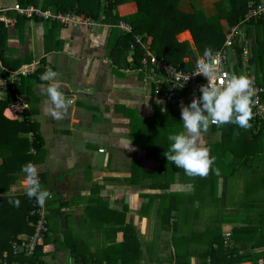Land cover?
I'll use <instances>...</instances> for the list:
<instances>
[{"label": "crops", "instance_id": "1", "mask_svg": "<svg viewBox=\"0 0 264 264\" xmlns=\"http://www.w3.org/2000/svg\"><path fill=\"white\" fill-rule=\"evenodd\" d=\"M215 1L212 6L192 7L191 4L190 11L198 7L207 16L214 15L218 11ZM180 3L182 8L184 0ZM136 10L132 2L118 5L116 23L129 22L125 18ZM247 13L235 24L241 27L237 40L243 43V66L234 67L238 63L233 61V52H230L227 65L234 74H250L264 86V67L253 63L252 53L253 49L259 50L264 56L260 49L264 41L259 42V34L264 33V19L249 32L244 25L253 18H261L264 13L245 18ZM8 15L15 19V24L0 25L5 30L4 43L0 45L3 69L10 72L41 62L47 64V68L57 73L56 79L65 97L73 101L63 118L58 119L52 115L54 106L47 94L50 81H41L34 73L9 81L21 92L15 89L20 96L16 100L25 102L31 123L42 141L36 166L42 186L51 194V199L46 201L49 232L48 242L43 244V251H47L44 260L54 264H76L78 259L71 253L75 248L85 260L92 257L96 262L113 261L111 264H176L186 257H189L187 264H199L198 245L208 240L206 232L213 229L215 220L205 216L208 225L199 224L202 228L193 232L189 239H185L181 231L182 223L190 228L196 214L211 210L216 201H220L222 177L214 180L212 174L211 180H203L210 176V171L206 176L187 175L164 155L170 150L166 137L156 134L152 139L149 136L156 113L159 114L158 122L170 117L183 125L182 105L171 106L153 94L151 83L143 85L145 74L137 67L133 52L124 47L125 36L113 26L115 22L102 20L101 16L96 25H63L39 17L27 18L14 11ZM221 24L226 33L230 27L226 19H221ZM184 33L190 38L182 39L186 36ZM177 38L189 42V52L197 60L201 57L190 30L179 33ZM187 54L184 60L194 67ZM42 64L38 75L45 70ZM6 94L0 97L4 99ZM18 103L5 108L4 116L20 119ZM217 126L213 124L203 132L199 142L207 147L210 143L221 142V130ZM24 134L32 144L29 135L34 133ZM32 148L33 145L30 152ZM227 155L231 158V154ZM248 176L249 170L241 168L228 179L222 210L232 208V202L226 200L229 192L234 193L235 199L244 197ZM22 179L20 176L10 185L9 191L13 185L19 186ZM243 206L240 213L246 215L247 209ZM168 213L171 225L167 224ZM175 231L180 237L178 250L172 239ZM136 232L140 233L143 243L140 253L134 247ZM29 236L20 233L11 245Z\"/></svg>", "mask_w": 264, "mask_h": 264}, {"label": "trees", "instance_id": "2", "mask_svg": "<svg viewBox=\"0 0 264 264\" xmlns=\"http://www.w3.org/2000/svg\"><path fill=\"white\" fill-rule=\"evenodd\" d=\"M16 1L24 6L50 8L56 12H75L79 15H86L84 17L89 16L95 21L100 20V17L103 16L102 20L113 23H116L119 19L115 13L118 5L129 2L135 3L137 10L125 18L133 26V33L142 35L156 56L188 69L193 68V64L190 61H185L184 57L191 50V47L188 41L178 40L177 35L179 33L190 30L200 55L204 56L205 49H210L211 54H213L223 46L224 42L225 31L221 24V19H226L229 26L235 25L248 12L251 2L255 6L263 3L262 1L264 0H216L215 5L218 11L211 16H207L203 9L198 7H194L190 12L182 10L180 8V0ZM263 19L264 16L253 18L249 23L246 22L244 24L246 30L249 32L252 26L260 24ZM133 33L123 35L126 40L124 47L128 48L129 43L134 41ZM4 36L5 30L0 27V45L4 43ZM263 41L264 33L259 34V42L263 43ZM242 48L243 43L241 45L238 40H236L233 47L228 48V54L230 55V52H233V61L238 63L234 66L235 68L243 66L241 61ZM260 49L262 54H264V47ZM252 53L253 63L256 65L260 64V67L263 68L264 56L260 54L259 50L253 49ZM133 54L137 67H140L139 61L143 51L139 45H137ZM41 64H36L35 71L32 72L34 75L37 74L38 79L48 69L47 64H42L45 70L38 75ZM4 74L6 75L7 73ZM14 86L15 84L8 81L6 97L4 99L0 97V264H2L3 259H7L9 263L14 264H22L24 262L29 264H54L43 258L47 254V251H43V244L48 242L47 235L49 230L39 239L36 249L29 257L24 256V253L20 252V250L14 252L11 245L12 241L17 239L18 234L25 233L30 235L33 232V223H35L38 216L29 215V212L35 208V198L29 199L26 195H20L18 196L20 200L19 207L10 204L9 187L16 183L20 176H23L21 172L22 165L29 161L36 165L37 158H39L42 150L41 138L36 133L35 126L31 123L27 111L28 108L23 100L20 101V105L23 106L22 109L16 106L21 115L20 119L11 120L4 116L5 108L11 104L18 103L16 98H20L18 92H15L17 88ZM261 99L264 102V98L261 97ZM170 105L177 108V104ZM158 115L156 113V121L151 123L149 136L152 139L157 136L156 134L165 136L167 144L170 146L168 135L182 131V125L178 120L170 119V117H168L167 121L164 118V120L158 122ZM217 127L221 130V142L208 144L210 154L216 157L214 163L216 165L212 166L210 176L203 180H211L212 174L215 175L213 177L214 180L219 176L222 177V195L218 204L220 213L215 219L213 229H208L206 232L207 236H209L208 240L202 242L199 247L198 254L201 259L199 264H260V262L264 264V123H261L258 128H256L257 125L255 127L251 125L250 128H241L233 123H226ZM234 130H237V132H234ZM158 131L161 133H157ZM28 132L34 133L33 136L29 135V139L32 138L30 140L32 144L29 142L28 136L24 134ZM226 137H230L231 142L227 141ZM31 145L35 149L34 152L29 151ZM228 153L231 154V158L227 155ZM256 162L258 164H255ZM241 168L249 170L248 183L243 188V190L245 189V192H243L244 197L239 196L238 202L234 205L235 207L227 208L222 212L221 210L225 207L223 206V199H225L228 179ZM217 169L218 172L216 171ZM259 171H261V175H258ZM240 205L247 209L246 215H241ZM45 208L47 211L45 216L47 218V204H45ZM167 216V224L171 225L169 213ZM228 232L229 235H226ZM135 238L138 240H134L135 251L140 253L143 243L140 242L139 232L135 233ZM187 238L189 239L190 237L185 236V239ZM172 239L174 248L178 250L177 240H180V237L176 235V231L172 235ZM126 240L127 238H125ZM185 249L187 251V248ZM188 252H191L189 248ZM71 253L73 257L75 256L74 259H78L75 260L76 264L103 263L94 261L92 257L89 260H85L83 258L84 255L80 256L75 248H72ZM111 257L113 256L111 255ZM176 257L178 260L179 256ZM187 259L189 257L181 259V262L177 261L176 264H187ZM170 261L172 260L170 259Z\"/></svg>", "mask_w": 264, "mask_h": 264}, {"label": "clouds", "instance_id": "3", "mask_svg": "<svg viewBox=\"0 0 264 264\" xmlns=\"http://www.w3.org/2000/svg\"><path fill=\"white\" fill-rule=\"evenodd\" d=\"M210 55L211 50L205 49L204 56ZM198 67L200 69L198 74H203L208 83L200 87V96H194L190 103L182 105L183 131L168 135L170 150L164 153L168 161L177 168H183L189 176H206L216 160V157L210 154V149L199 142L203 132L213 124L233 123L241 128H250L253 117L254 89L249 76L232 74L221 87L213 83V77L222 71L218 64L199 61ZM56 77L57 73L48 68L41 74L40 80L51 82L47 87V94L54 106L52 115L60 119L73 101L65 97L61 91V83ZM130 143L131 141L127 143V148L130 147ZM216 171L218 172V169ZM21 172L23 173L21 184L13 185L8 193L9 203L19 207L18 196L26 195L29 199L35 198L40 206H44L46 201L51 199V194L42 186L37 166L29 161L22 165Z\"/></svg>", "mask_w": 264, "mask_h": 264}, {"label": "built area", "instance_id": "4", "mask_svg": "<svg viewBox=\"0 0 264 264\" xmlns=\"http://www.w3.org/2000/svg\"><path fill=\"white\" fill-rule=\"evenodd\" d=\"M12 1V2H10ZM249 10L245 18H251L254 16H260L264 13V3L253 5L249 4ZM14 11L18 15L25 16L27 18L39 17L51 21H57L63 25H96L97 22L89 17H84L75 12H56L51 10H44L34 6H22L16 0H0V25L13 26L15 19L8 15V12ZM111 25V24H110ZM113 25V24H112ZM113 26L117 27L121 33L127 34L133 33V26L126 21H120ZM240 25H231L225 33V40L223 46L210 56H201L194 67L191 69H185L179 65L170 63L163 58L156 56L150 49L144 37L140 34L133 33L134 41L129 43V51L135 52L137 45H139L143 51V55L139 61L140 69L144 72L143 85L147 86L151 83L153 94L160 100L169 104L184 105L190 103L194 96L201 95L199 89L202 85L208 83L207 78L203 74H198L200 71L198 67L199 61H204L210 64H218L222 69L218 76L213 77V83L223 87L226 84L227 77L234 74L228 68V48L234 46L237 38L240 35ZM36 65H28L18 69L17 71L6 72L2 66H0V95L6 93L8 81L17 80L21 75H28L35 71ZM7 73L6 75L4 73ZM253 81V104L252 112L253 117L250 121L251 125L256 128L260 124L264 123V102L261 97L264 92V88L260 85L254 76L246 74ZM182 85V86H180ZM81 92V90H77ZM19 109H22V105L18 103ZM34 152V147L32 148ZM101 151L103 149H100ZM35 208L29 212L30 216H38L35 223H33L34 229L30 236L26 239H21L18 242L13 243V250L17 252L20 249L24 250V254L29 256L36 249L39 239L42 238L48 231L46 220V208L40 206L37 202ZM46 204V203H45ZM229 235V232L226 234ZM2 264H14L9 263L7 259H3ZM29 264V263H24ZM71 264V263H69ZM99 264H111L109 262H103ZM223 264V263H221ZM261 264V262H260Z\"/></svg>", "mask_w": 264, "mask_h": 264}, {"label": "rangeland", "instance_id": "5", "mask_svg": "<svg viewBox=\"0 0 264 264\" xmlns=\"http://www.w3.org/2000/svg\"><path fill=\"white\" fill-rule=\"evenodd\" d=\"M184 3H185L184 6H182V8L181 7L180 8L190 11L193 6H199V5L212 6L214 4V0H184ZM191 4H192V7H191ZM180 5H182V3H180ZM184 38L188 39V38H190V36L189 35L182 36V39H184ZM154 130H155V126H154ZM157 133H161V132L158 131ZM224 140H225V136H224ZM226 140L231 142L230 137H226ZM258 144H261V143H258ZM259 175H261V171H259ZM240 186H241V183L238 184V187L236 186V189H238ZM219 190H221L220 182L217 183V191H219ZM231 196H233V197H231ZM226 200L229 202H232L231 206L235 207L234 205L238 202L239 199L238 198L235 199L234 193L229 192L227 194ZM218 204H219V201L217 200L215 206H213L211 210H209V211L207 209H205L204 211L201 210L200 212H202V213L196 214V216L193 217L194 221H193L192 226L190 228H188L187 223H182L183 228H181V231L183 232V234L187 237L188 236L190 237L193 232H197L198 229L202 228V226H198L199 224L202 223L204 226L208 225V223L205 221V220H207L206 218H204L205 216H208L214 222L217 215H219V213H220V208H219ZM225 210H226V208L224 210H221V211L224 212ZM241 211H242V209H241ZM178 233L180 235L181 232L178 231L177 234ZM156 234L158 235V231H156ZM198 242L199 241H197V243ZM200 246L201 245H198V247H200Z\"/></svg>", "mask_w": 264, "mask_h": 264}, {"label": "water", "instance_id": "6", "mask_svg": "<svg viewBox=\"0 0 264 264\" xmlns=\"http://www.w3.org/2000/svg\"><path fill=\"white\" fill-rule=\"evenodd\" d=\"M187 57L191 58L194 64L196 63L197 58H196V56L192 52H189L187 54Z\"/></svg>", "mask_w": 264, "mask_h": 264}]
</instances>
